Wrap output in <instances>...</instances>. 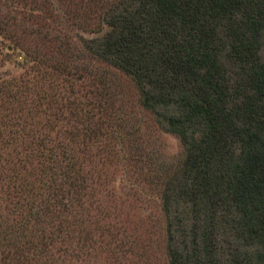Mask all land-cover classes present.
<instances>
[{
    "label": "trees",
    "instance_id": "1",
    "mask_svg": "<svg viewBox=\"0 0 264 264\" xmlns=\"http://www.w3.org/2000/svg\"><path fill=\"white\" fill-rule=\"evenodd\" d=\"M66 27L95 35L75 45ZM11 62L0 264L127 244L106 169L132 135L112 107L119 76L182 145L156 184L168 264H264V0H0V69Z\"/></svg>",
    "mask_w": 264,
    "mask_h": 264
},
{
    "label": "rangeland",
    "instance_id": "2",
    "mask_svg": "<svg viewBox=\"0 0 264 264\" xmlns=\"http://www.w3.org/2000/svg\"><path fill=\"white\" fill-rule=\"evenodd\" d=\"M66 30L75 45L78 44L75 33L79 32L85 38L95 35L71 27H66ZM75 64L89 65L85 59H79ZM96 66L94 64L92 69L97 70ZM0 71L5 76H12L19 74L22 69L16 62H11L1 67ZM115 84L109 91L122 92L115 97L112 107L116 109V115L130 120L132 127L128 130L132 135L127 138L128 141L119 138L118 149L121 151L117 153L118 158L113 157V162L106 167L112 189L108 203L111 205L110 210L114 209L120 216L119 220L126 230L123 238L127 244L122 248L121 242L115 240L105 249L95 246V249L81 250L78 259L72 256L70 264H168L166 223L156 184L163 164L177 161L181 157L182 145L177 136L164 131L151 114L138 107L136 89L128 78L119 76ZM137 141L142 142L141 145ZM136 148L141 149L136 151ZM131 157L138 159L136 164L131 161ZM141 169L143 174L140 175L138 172ZM75 242L76 238H72L68 244L74 249Z\"/></svg>",
    "mask_w": 264,
    "mask_h": 264
}]
</instances>
